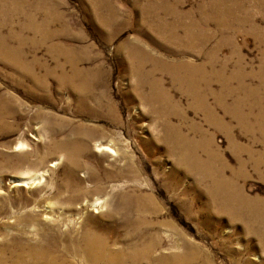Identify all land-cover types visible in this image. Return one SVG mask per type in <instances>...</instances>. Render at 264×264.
<instances>
[{"label":"rangeland","instance_id":"obj_1","mask_svg":"<svg viewBox=\"0 0 264 264\" xmlns=\"http://www.w3.org/2000/svg\"><path fill=\"white\" fill-rule=\"evenodd\" d=\"M0 264H264V0H0Z\"/></svg>","mask_w":264,"mask_h":264},{"label":"bare ground","instance_id":"obj_2","mask_svg":"<svg viewBox=\"0 0 264 264\" xmlns=\"http://www.w3.org/2000/svg\"><path fill=\"white\" fill-rule=\"evenodd\" d=\"M220 8H222V7H220ZM220 11V10H219ZM221 11H222V9H221ZM224 11V10H223ZM227 14V13H226ZM222 15V14H221ZM254 33V32H253ZM175 34V33H174ZM192 36V35H191ZM173 37V36H172ZM197 37V36H196ZM176 39V38H175ZM196 39V38H195ZM181 40V39H180ZM175 41V40H174ZM72 62V61H71ZM182 64V63H181ZM73 66V65H72ZM182 66H183V64H182ZM75 67V66H74ZM139 67V66H138ZM169 67V66H168ZM172 67V66H171ZM174 67V66H173ZM180 67V68H179ZM71 68H73V67H71ZM75 69V68H74ZM139 70V69H138ZM181 70V66L180 65H178V67L177 66H175L174 68H172V69H170V73H168V74H171V76L173 77V79L175 80V81H177V82H182V83H184L183 81H185V79L183 78L184 76H181L180 75V72L182 71H180ZM72 71H75V70H72ZM166 71H168V70H166ZM184 71V70H183ZM77 72H79V71H76V72H74L73 74L76 76H78L79 75V73H77ZM138 72V71H137ZM142 72V71H141ZM134 73V72H133ZM140 73V72H139ZM138 74V73H137ZM181 74H183V72L181 73ZM140 75V74H139ZM236 75V74H235ZM85 82L87 81V80H84ZM196 81L194 80V78H192L191 77V79H190V82H189V85H190V87H191V91L193 92L192 94H194V93H196V95H194L195 97L197 96L198 97V93H197V91H196V85H197V83H195ZM153 84V83H152ZM179 84V83H178ZM157 85V84H156ZM188 85V86H189ZM153 87H157V86H155V85H153ZM158 89V88H157ZM199 92V91H198ZM155 93V92H154ZM201 96V95H200ZM203 96V95H202ZM202 98V97H201ZM164 100V99H163ZM199 103V102H198ZM196 106V105H195ZM177 146V145H176ZM81 148V147H80ZM102 150H103V148H101ZM105 150H108V151H111V149H109L108 147H105L104 148ZM99 150V149H98ZM188 150V149H187ZM186 152V151H185ZM190 153V152H189ZM215 154V153H214ZM184 156V155H183ZM210 156L212 157V158H214V155L213 154H210ZM186 157V156H185ZM182 158V157H181ZM181 158H180V160H181ZM189 158V157H188ZM210 159V158H209ZM186 160H187V158H186ZM186 160H184V161H186ZM214 160V159H213ZM212 160V161H213ZM187 162H189V161H187ZM195 162V164L197 165V163L198 162H196V161H194ZM182 163V162H181ZM185 163V162H184ZM201 163V162H200ZM211 164V163H210ZM189 165H191V164H189ZM209 165V164H208ZM202 167H204V166H202ZM209 167H212V166H209ZM208 167V168H209ZM223 168V167H222ZM199 169V168H198ZM216 179V178H215ZM225 182V181H224ZM20 184H24V182H22V183H18L17 185H20ZM145 194V193H144ZM132 195V194H131ZM228 196V195H227ZM120 200H122V202H121V204H123V206L125 207L126 205H129V204H131L132 205V207H133V205L136 207V209L137 210H139V209H143V207L145 206V204H147L146 202H148L149 200H151V199H149V197L147 196V194L144 196V195H135L134 194V197L132 198V196H130V195H126V194H122L121 195V199ZM145 202V203H144ZM101 202H95V203H93L92 204V206H95V207H97V208H100V204ZM152 203V202H151ZM153 204H154V202H153ZM151 205V204H150ZM146 207H147V205H146ZM151 207V206H150ZM122 208V207H121ZM146 209V208H145ZM123 210V209H122ZM131 212V211H130ZM129 212V213H130ZM133 212V211H132ZM115 213V212H114ZM118 213V212H117ZM129 215V214H128ZM88 235V234H87ZM86 236V235H85ZM84 240H86L85 241V246H86V249H85V251L86 252H88V253H90V254H93L94 256L95 255H97V256H99L96 252L98 251L99 253H101L102 251H104L105 250V246H104V244H103V242L101 241V239L100 238H97V237H94L91 233L87 236V238L86 239H84ZM146 248H149V246H145ZM115 255V254H114ZM112 259L113 258V254H109L105 259L107 260V259ZM94 260L96 259V256H95V258H93Z\"/></svg>","mask_w":264,"mask_h":264},{"label":"water","instance_id":"obj_3","mask_svg":"<svg viewBox=\"0 0 264 264\" xmlns=\"http://www.w3.org/2000/svg\"><path fill=\"white\" fill-rule=\"evenodd\" d=\"M15 180V179H14Z\"/></svg>","mask_w":264,"mask_h":264}]
</instances>
